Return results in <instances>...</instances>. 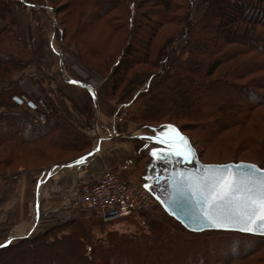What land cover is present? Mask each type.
I'll use <instances>...</instances> for the list:
<instances>
[{
    "label": "trees",
    "instance_id": "trees-1",
    "mask_svg": "<svg viewBox=\"0 0 264 264\" xmlns=\"http://www.w3.org/2000/svg\"><path fill=\"white\" fill-rule=\"evenodd\" d=\"M41 1L0 0V181L10 183L18 182L20 173L8 175L6 170L26 166L25 159L47 163L59 154H78L51 166L68 164L90 145L84 128L61 115L48 74L41 72L36 80L41 97L19 88L36 59L17 35L12 6L19 3L34 11ZM198 1L202 8L195 20ZM60 12L66 28L58 26L53 39L65 46L70 37L65 47L72 55L105 74L108 100L121 96L136 72H149L142 67L150 68L143 89L131 98L138 103L130 118L137 127L149 129L152 136L178 130L202 163V150L248 153L251 160L222 164L248 162L264 169V0H69ZM169 27L176 34L156 46L160 30ZM91 29L108 40H91ZM181 38L185 42L177 51ZM109 40L117 48L106 55ZM15 98L32 103L44 121H36L29 105H19ZM164 215L162 221L149 223L151 236L146 238L108 232L95 239L83 222H68L0 247V264H152L154 258L155 264H264V237L192 233L183 226L187 237L171 236L162 224L174 219Z\"/></svg>",
    "mask_w": 264,
    "mask_h": 264
},
{
    "label": "built area",
    "instance_id": "built-area-1",
    "mask_svg": "<svg viewBox=\"0 0 264 264\" xmlns=\"http://www.w3.org/2000/svg\"><path fill=\"white\" fill-rule=\"evenodd\" d=\"M57 52L60 56L63 78L66 81H75L74 78H65L67 76L64 74L67 73L66 67L73 61L75 63L72 64L71 70L79 72V67H81L79 62L71 55L70 57L66 55L63 49ZM90 74L93 76L92 73ZM92 79L90 83H85L90 89L93 108L98 113V84ZM146 81L147 78L143 85ZM135 82L134 78L128 83L120 98L123 100L129 97V100L117 103L115 112L110 114L107 123L100 124L95 120L86 130L85 135L91 147L81 157L84 158L83 161L70 166H58L47 176L39 178V194L42 199L45 198L48 207L36 223L34 232L27 236L28 238H33L36 235L34 233L41 232V229L48 231V229L72 222L77 216L86 213L92 214L103 224H112L133 215L151 214L158 207V200L142 184L124 180L123 173L126 169L124 165L111 167L104 161L105 149L101 146L104 139H128L135 135L134 133L127 134L126 130V117L128 118L131 112V98H135L141 92L137 89ZM44 119L43 114L35 116V120L44 121ZM61 197H64V205L59 202ZM10 237L16 236L10 235Z\"/></svg>",
    "mask_w": 264,
    "mask_h": 264
},
{
    "label": "rangeland",
    "instance_id": "rangeland-1",
    "mask_svg": "<svg viewBox=\"0 0 264 264\" xmlns=\"http://www.w3.org/2000/svg\"><path fill=\"white\" fill-rule=\"evenodd\" d=\"M68 1L69 0H43V1H41V3H37V4H41L42 7H39V8L37 7L36 9H41V8L45 9L46 12L51 15L52 23H54V18L56 16L55 25L57 27L59 26L60 30H64V28H66V25L62 26V22H64L66 20V16H65L64 13L62 14L60 11L62 10L63 6H65L67 4ZM17 4L20 7L18 5H13L12 7H16L18 9L22 8L24 10L30 11L29 9L24 8L21 4H19V3H17ZM201 8H202L201 2L198 1L197 5H195V7H194V12H193L195 20L199 19ZM34 11H36V10H34ZM34 11H31V12H34ZM38 13H43V11L40 10V11H38ZM224 14L226 16H228L230 14V11L226 10ZM56 26H55V29H56ZM49 27H51L50 24H49ZM68 28H69V33L72 34V32L74 30L73 26L68 23ZM96 31H97L96 29L95 30L91 29V32L89 33V38L91 40H98V39L108 40V38L104 39V33L98 36ZM176 32H177V29L174 28V27L164 28L163 30H160V32L158 33L157 38L155 40L156 46L161 45V42L164 41L166 36H168L170 34L171 35H175ZM51 39H52L51 42L55 46L57 51L60 52V49H63L64 52L66 53V55L73 56L72 53L69 51V49L65 47L70 42V37H68V39L66 41H64L65 46L63 45V43H61V41H57V40H59V39H57V37H56L57 40L53 39L52 37H51ZM112 41L113 40H109V41L105 42L107 51L104 50V52H106L105 53L106 55H110V54H113V53L116 52V51L115 52H113V51L117 48V44L114 41L113 42ZM184 42H185V39H183V38L179 39L176 42L175 46L178 48L177 51L182 49V46H183ZM60 44H61V47H60ZM74 44L75 43H73V45H71V46H74ZM27 45L29 46V48H31V46L28 44V42H27ZM53 45H52V47L50 46L51 49L53 50L52 53L56 56L57 60H60L59 54L55 50ZM103 47L105 49V46H103ZM184 58H185V55L182 57V59H184ZM69 60H72V59L69 58ZM35 61L36 62L29 69L26 70L27 77L23 81H21L19 83V88L22 89L21 85L27 83L28 87L32 86L29 89L28 94H32V95H35L37 97H41L42 94L40 92L39 85L37 84V81H36L37 78H38V75L35 77L33 74H34V72L36 70L34 71L33 69H31L32 67H37L38 66L37 60H35ZM78 62L80 64V66H81V67H79V72H73L71 70V68L73 67L72 64L75 63V61H73L69 66L66 67L67 73H65L64 75H66L67 77H65V78L70 77V78H74V79H79L80 81H84L86 83H90L91 79L93 78L92 80L93 81L95 80L97 82V84H98L97 85V88H98L97 92H98V95H99L98 105H99V108H101V106L103 104L102 100H104V97H106L105 96V79H104V78H106L104 76L105 74L102 71L98 70V69L96 70V69H93V68H88L87 66L82 64L80 61H78ZM140 68L141 67H137L136 71L139 70ZM142 68H146L149 72H145L143 70H139V71H143V72H136L135 75L132 78H130V80H129V82H130L132 79L135 78V81H136L135 83H136L137 89L140 90V91L143 89V86H144L143 83H144L145 79L148 77V74L149 73L151 74L149 67L145 66V67H142ZM37 72L38 71H36V74H38ZM90 73H92L93 76ZM48 76L51 77L50 75H48ZM85 76H89V77L86 78ZM81 77L84 78V80ZM32 78L35 79L34 83L31 80ZM51 79H52V77H51ZM63 80H65V79H63ZM155 80H157V79H154V81H153L154 83L156 82ZM64 82L66 84H73V83H67L66 80ZM127 85L128 84H126L125 86H127ZM138 86H140V87H138ZM53 88H54V83H53ZM84 91L86 92V88H84ZM88 96H89V93H88ZM59 97H60V99L62 98L66 103L68 102L67 99L63 98L62 95H59ZM54 99H55L54 102L58 105V98H56L54 96ZM128 100H129V97L121 100L120 96H118L116 98L114 97V98H112L110 100H108L106 98L107 104L109 105L107 107L108 112L114 114L115 107L117 106V103L122 102V101H128ZM246 103H248V102H246ZM88 106H89V113L87 114V117L88 116L89 117L92 116V119L94 121L95 120L96 121H100L99 120V114H96V110L93 108V101H91V99H90V101H88ZM137 106H138V103H136V105H135V103L134 104L131 103V107H130V111L131 112L128 114L130 116L127 115L128 118L126 117V120H127L126 121L127 134H133L134 133V134H138V136L152 135L153 133L149 129H147L145 127H141V128L137 127L135 123L131 122L130 118L133 116ZM33 110L34 109H31L29 111V114H32V116H34V118H35L36 114L33 112ZM60 113H61V115L63 117H65L62 114L61 111H60ZM262 113L264 114V111H262ZM36 121H38V120H36ZM108 121H109V119H108ZM40 122H42V121H40ZM102 123H104V122H102ZM102 123H100V124H102ZM90 126L88 128H86V129H84V134H85L86 130H88L90 128ZM177 131L178 130L175 129V131H168L166 134L171 135L172 132L174 134V132H177ZM13 133H14L13 131H10L7 134H13ZM158 135H162V134L158 133ZM182 135H184V134H182ZM184 136L187 137L186 135H184ZM132 140H134L133 142H136L134 144L136 146H138V149L139 148H144L145 160H147L148 157L149 158L151 157V155H152L154 150L163 148L162 146L158 145L156 142H152V140L149 141V140L144 139V138L132 139ZM90 147H91V145H89L88 151L90 150ZM102 147L106 148L107 146H106V144L105 145L103 144ZM236 148H237V146H235V149ZM77 155L78 154H75V153L59 154V156L54 158V161L47 162V163H43V162H40V161H37V160L33 161V160H30V159H25V161L27 163L26 166H19L18 168H9L8 170H6V172L8 173V175H12V174H15L16 172H19L20 173L19 178L21 180L25 179L24 177H27V179L29 181V186H30V189H31V186L34 183L35 177L38 176V174H39V172L41 170H44V169L50 167L52 164L56 163L57 161H62L61 163H63L65 161L71 160L72 158L76 157ZM108 156L106 155V157H108ZM200 157H201V160L205 164H222V163H227L229 161L251 160L252 159V156H250V154H248V153H243V154H240L239 156H237V155H233L232 153L231 154L225 153L223 151L210 152V151H203V150L200 152ZM150 164H151V161H149V167H150ZM146 166L147 165L145 164V161L143 163L137 162V168L135 170V175L141 177L139 179L140 182H138V183L142 184V185H144L143 183H145L143 177H144V174H145L144 170L146 169ZM21 168H25L26 171L22 170ZM28 171H34V172L33 173L32 172L28 173ZM20 179H19V181H20ZM19 181L18 182H11V183L8 182V181H4V180L0 181V188L2 187V185L4 183H6L5 186L8 187L9 189H11L10 192H8L6 195H3V194L0 195V207L1 208H3L8 203V209L10 211H12V207L13 206H14V208L17 207V206L20 207L22 205L23 201L26 200V198H24L23 195L17 196V194L15 193L16 191L14 189L19 187V185H18ZM158 203H159L158 207H156L154 212L151 213V214H144V215H140V216L139 215L138 216L134 215V216L125 218V219H123L120 222L113 223L111 225L102 224L98 219H96L90 213L82 214L83 217L79 220V222H83L84 223L86 228L90 231L91 236H93V238H95V239L96 238H102V239L105 238L108 232H117L118 234L125 235V236L126 235H135V236L137 235V237L146 238V237H150L151 236L150 235L151 233L149 232V223L152 222V221H156V222L162 221L164 216H165L164 214H166L164 209H163V206L161 205V203L160 202H158ZM30 205H31V201H28L27 206H26L27 207V215L25 217L27 226L31 222ZM45 210H46V208L44 209V211ZM6 211H8V210H6ZM10 211L6 214V216H8ZM11 216L13 217V215H11ZM8 217L11 219L10 216H8ZM25 218L22 221H24ZM10 219L0 218V242L3 241L5 238L10 237V235H14L15 234V229H13L14 226L10 222ZM22 221H19L18 224H20ZM162 225L164 226V229L166 231L165 234H168V235H171V236H177V237L178 236L187 237V235H189L186 232V230L180 224L177 223L176 220L175 221L172 220V223H170V224L169 223H166V224L163 223ZM52 229H54V228H52ZM41 230L43 231L44 229H41ZM165 234H163V238L166 237ZM153 236L155 238L157 237V235H153ZM160 237H162V236H160ZM27 239H31V238H27ZM155 263H156V258L152 259V264H155Z\"/></svg>",
    "mask_w": 264,
    "mask_h": 264
},
{
    "label": "water",
    "instance_id": "water-1",
    "mask_svg": "<svg viewBox=\"0 0 264 264\" xmlns=\"http://www.w3.org/2000/svg\"><path fill=\"white\" fill-rule=\"evenodd\" d=\"M14 101L19 105L25 102L34 109V105L25 98H15ZM177 132L174 134L172 132L171 135L165 133L163 137L137 136V138L158 140L163 143V148L154 150V154L152 153L149 174H147L150 183L144 187L161 203L165 213L192 233L233 231L264 237V231L259 228L252 232L240 231L250 219L249 198H254L258 192V188L254 192L248 191L251 184H241L240 191L232 194L231 203L228 200H217L218 207L215 209L209 207L217 196L223 193L227 181L232 180L235 174V170L229 172L225 183L217 184L214 177L218 175L215 169L219 166L253 165L258 170L257 176L264 172V169L248 162L204 164L188 138ZM180 136L185 138L186 144L179 139ZM134 137L136 138L131 136V138ZM246 171L248 170H241V172ZM203 209H208L205 215H211L213 217L211 221L199 214ZM262 215H264V209H260L251 219L259 220Z\"/></svg>",
    "mask_w": 264,
    "mask_h": 264
},
{
    "label": "crops",
    "instance_id": "crops-1",
    "mask_svg": "<svg viewBox=\"0 0 264 264\" xmlns=\"http://www.w3.org/2000/svg\"><path fill=\"white\" fill-rule=\"evenodd\" d=\"M14 5H18V4L15 3ZM40 10H42L43 13H38V11ZM12 18L14 22L16 21L15 27L18 37L23 41H25L26 43L28 42L35 55V59L37 60L38 66L32 67L31 69H33L34 71L35 70L38 71L37 72L38 74H36L35 71L33 75L36 77L41 72H45L46 74L50 75L54 83V96L58 98L57 106L59 107L62 114L77 126L84 129L88 128L94 122L92 116L87 117V114L89 113L88 101H90V95L88 96L89 93L88 88L84 83L66 84L62 76L60 60H57L56 56L52 53L53 50L51 49V47L53 44L51 42L52 40L51 37L53 38V32L57 29V26L55 25L56 23L55 18H54V23H52L51 15L48 14L46 10L43 8L36 9V11L31 12L24 10L22 8L18 9L16 7H12ZM49 24L51 25V27H49ZM55 50L57 51L56 48ZM31 80L34 83L35 79L32 78ZM27 87H28L27 83L21 85L22 88L21 90L26 94H28V91L32 86L28 88ZM84 88H86V92L84 91ZM124 90L125 89H123L120 97L123 96ZM59 95H62L63 98H66L68 102L66 103L62 98L60 99ZM102 101L103 104L101 108H99V112L96 114H99V120H100L98 121L99 123L102 122L107 123L111 113L108 112L107 110V107L109 105L107 104L106 98L104 97V100ZM134 136H136V138L135 137L128 138L127 140L122 138L104 139L102 140L101 146L103 144L104 145L106 144L107 146L106 147L107 149L104 148L105 149L104 161L111 167L112 166L120 167L124 165L126 167L123 173L124 180L132 183H138L140 182L139 179L141 177L135 175L137 162L143 163L145 161V164L147 165L146 169L144 170L145 174L143 177L145 180L147 177L146 175L147 168L149 167V161H151L152 155L150 158L148 157L147 160H145L144 148L138 149V146L134 144L136 142H133L134 140H132V139H139L137 138L138 134H135ZM85 154L78 157L76 160H74L71 163L50 166L44 170H41L38 176L35 177L31 189L27 177H24L25 179L23 180L20 179L18 184L19 187H17L14 190L16 191L15 193L17 194V196L23 195L24 198H26V200L23 201L20 207L17 206L14 208L13 206L12 211L8 209V203L3 208L0 207V218L10 219L8 216L11 217L10 222L14 226L13 228L15 229L14 236L16 237H7L0 242V245L6 244L8 242L10 243L18 239H27L28 238L27 236H29V234L34 232L36 228V223L40 220L41 216L44 214V209L45 208L47 209L48 207L45 198L42 199L39 194V190H40L39 178L41 176L43 177L47 176L49 173H51L50 172L51 170L54 171L58 166L59 167L67 166V165L70 166L76 163ZM106 155L109 156L106 157ZM5 184L6 183H4L0 188V195L2 194L6 195L11 190L8 187H6ZM63 198L64 197H61L59 199V202L62 205H64L65 203V200ZM28 201H31V205H30L31 222L27 226L25 217L27 215L26 206ZM9 211L10 213L8 214V216H6V214ZM10 214L13 215V217ZM82 217H83L82 215H79L72 221H79ZM24 218L25 220L22 221ZM19 221L22 222L18 224ZM46 231H41V232L37 231L34 234L38 235Z\"/></svg>",
    "mask_w": 264,
    "mask_h": 264
},
{
    "label": "snow or ice",
    "instance_id": "snow-or-ice-1",
    "mask_svg": "<svg viewBox=\"0 0 264 264\" xmlns=\"http://www.w3.org/2000/svg\"><path fill=\"white\" fill-rule=\"evenodd\" d=\"M75 83V82H73ZM168 128H172V126H167ZM179 139L186 144V140L184 137L180 136ZM84 158H81V160L77 161L76 163H81ZM242 169H247L246 172H241ZM235 170V174L232 180L227 181L225 185V190L222 194L217 196V199L212 202V205H210V208H216L217 200L218 201H225L228 200L229 203H231L232 194L234 192L240 191L241 184H251V187L248 188L249 192H254L258 188V192L255 195V197H250V204L251 208L248 210L249 214V221L248 224L245 227H242L240 231H246V232H252L256 228L261 229L264 231V215L260 216L259 220L251 219V217H254L256 213L260 209H264V172H261L259 176L256 175L257 169L253 165H225V166H219L215 171L218 173L214 177L217 184H223L225 183V179L227 177V174L229 172H233ZM246 178V179H245ZM207 187V185H205ZM208 209H203L200 211L201 216H205L206 219L212 220L211 215H205ZM227 214L226 212L224 213ZM0 247H3V245H0Z\"/></svg>",
    "mask_w": 264,
    "mask_h": 264
},
{
    "label": "flooded vegetation",
    "instance_id": "flooded-vegetation-1",
    "mask_svg": "<svg viewBox=\"0 0 264 264\" xmlns=\"http://www.w3.org/2000/svg\"><path fill=\"white\" fill-rule=\"evenodd\" d=\"M60 47H61V44H60ZM72 57L74 58V60H78V59H76L74 56H72ZM149 168H150V167L147 168V174H149V173H148V172H149ZM147 174H146V175H147ZM144 181H145V183H144L145 185H148V184L150 183V179H149L148 175H147V177H146V179H145Z\"/></svg>",
    "mask_w": 264,
    "mask_h": 264
}]
</instances>
